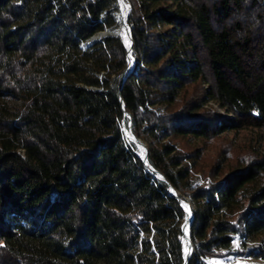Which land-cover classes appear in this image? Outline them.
I'll return each instance as SVG.
<instances>
[{
  "label": "trees",
  "instance_id": "1",
  "mask_svg": "<svg viewBox=\"0 0 264 264\" xmlns=\"http://www.w3.org/2000/svg\"><path fill=\"white\" fill-rule=\"evenodd\" d=\"M119 1L0 0V264H182L168 185L186 264L264 258V151L209 181L176 145L264 134V0H127L120 89Z\"/></svg>",
  "mask_w": 264,
  "mask_h": 264
},
{
  "label": "rangeland",
  "instance_id": "2",
  "mask_svg": "<svg viewBox=\"0 0 264 264\" xmlns=\"http://www.w3.org/2000/svg\"><path fill=\"white\" fill-rule=\"evenodd\" d=\"M127 0H120L118 3V13H123L129 8ZM118 18V16H117ZM119 23V18L117 19ZM117 23V24H118ZM208 107L225 115L223 110L219 109L214 103ZM227 115V114H226ZM229 115V114H228ZM230 116V115H229ZM130 119L122 122L124 138L131 148H136L138 155L141 156L142 150L136 146L126 135L130 131ZM127 138V139H126ZM177 148L182 154L197 155L190 159L188 156L183 157L184 163L191 166V173L194 178L207 179L209 181L217 180L220 174L226 173L230 168L241 163H245L251 157L264 151V134L254 129H245L238 132L228 131L210 140H177ZM196 150V151H195ZM218 168L220 174H217ZM186 201L189 199H185ZM189 208V204H185ZM234 250L240 243L238 234H234ZM255 242H248L247 249H250ZM236 246V247H235ZM246 250L239 248L238 254L221 258H211L209 264H264V258H254L245 255Z\"/></svg>",
  "mask_w": 264,
  "mask_h": 264
},
{
  "label": "bare ground",
  "instance_id": "3",
  "mask_svg": "<svg viewBox=\"0 0 264 264\" xmlns=\"http://www.w3.org/2000/svg\"><path fill=\"white\" fill-rule=\"evenodd\" d=\"M127 9V8H126ZM127 13L128 11H126V14L125 12L123 13H118V18H119V23L111 30H108V31H111L113 33H117V35L119 37L122 38V40L124 41L126 47L129 48V45H130V39H129V36H128V31L126 29V26H125V22H126V18H127ZM109 33H106V31H102V32H99L97 33L96 35H94L92 37V39H90V42H94V41H97V40H100L102 38H104L105 36H107ZM131 55V51H130V54H129V57L130 58ZM130 65V63H129ZM126 135L127 137L133 142L136 144L137 147H139L141 150H142V153H141V158H143L144 156V152H145V149L143 147L142 144H139L135 141V138L132 136L131 132L130 131H127L126 132ZM181 200H185L183 198H180V203H181ZM186 203H188L186 200H185ZM189 204V203H188ZM181 205L183 206L184 210H185V217H184V220L182 222V226H183V223L184 221H186L185 225H186V228H185V231H184V235H183V254L185 256V263L187 262V259L189 258V256L191 255V249H190V241H189V237H188V223H189V210H190V205H189V208L185 209V204L184 203H181ZM183 229V227H182Z\"/></svg>",
  "mask_w": 264,
  "mask_h": 264
},
{
  "label": "water",
  "instance_id": "4",
  "mask_svg": "<svg viewBox=\"0 0 264 264\" xmlns=\"http://www.w3.org/2000/svg\"><path fill=\"white\" fill-rule=\"evenodd\" d=\"M127 11H129V8H127ZM127 14H128V13H127ZM124 24H125L126 29H127V31H128V36H129V39H130V45H129V48L126 47L124 41H123L122 38L120 37L121 40H122V43H123L124 47H125L126 50H127V63H128V65H127L126 70L123 72V74H122V76H121L120 84H119V89L121 88V85H122V83H123V81H124L126 75L132 70V68H133V64H134V59H133V57L131 56V59L128 58V57H129V54H130V51H131V44H132L131 31H130V28H129L128 24H127V21H126ZM106 33H109L108 35H110V36H118L117 33H113V32L108 31V30H106ZM130 61L132 62L131 65H129ZM120 100H121V99H120ZM126 115H127V117L130 119L129 124H130V132H131L132 136L135 138V141H136L137 143H139V144H142L143 147H144V149H145V152H144V156H143V158H141L140 156H139V157H140L141 160L144 162V164H145V166H146V168H147L148 171H150V172H156L157 174H159V176H156V175L154 174L155 177H157L158 179H161V180H165V179H164V176H163L161 173L157 172V171L154 170L151 166H148V165H147V147H146V144H145L143 141H141L137 136H135V135L133 134V132H132L133 122H132V120H131V116L128 115L127 113H126ZM167 191H168V193H169L170 196L176 198V200L178 201L179 205H180V206L182 207V209L184 210L183 206H182L181 203H180V197L177 196L176 191H175L170 185H168ZM187 202H188L189 205H190V210H189V212L191 213V215H190V217H189V223H188V237H189V241H190V249H191V252H192V248H193V246H192V241H191V239H190V235H189V226H190V222H191V219H192V210H191L190 200H187ZM184 212H185V210H184ZM184 217H185V216H184ZM180 227H181V231H182V245H183V235H184V234H183L182 224H181ZM184 263H185V256H184V254H183V263H182V264H184Z\"/></svg>",
  "mask_w": 264,
  "mask_h": 264
},
{
  "label": "snow or ice",
  "instance_id": "5",
  "mask_svg": "<svg viewBox=\"0 0 264 264\" xmlns=\"http://www.w3.org/2000/svg\"><path fill=\"white\" fill-rule=\"evenodd\" d=\"M184 207H185V209H187V208H188V206H187V205H185ZM189 215H191V213H190V212H189Z\"/></svg>",
  "mask_w": 264,
  "mask_h": 264
}]
</instances>
